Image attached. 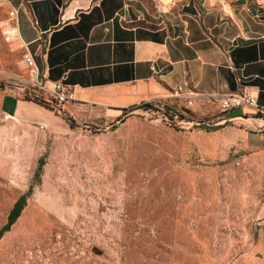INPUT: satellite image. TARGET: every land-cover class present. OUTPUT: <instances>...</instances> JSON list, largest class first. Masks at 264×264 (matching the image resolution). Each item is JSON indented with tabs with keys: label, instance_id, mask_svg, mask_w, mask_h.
<instances>
[{
	"label": "rangeland",
	"instance_id": "rangeland-1",
	"mask_svg": "<svg viewBox=\"0 0 264 264\" xmlns=\"http://www.w3.org/2000/svg\"><path fill=\"white\" fill-rule=\"evenodd\" d=\"M21 54L0 29V227L31 188L0 264H264V113L178 98L107 123L71 125L56 103L7 114L27 98L8 81L28 74Z\"/></svg>",
	"mask_w": 264,
	"mask_h": 264
},
{
	"label": "crops",
	"instance_id": "crops-1",
	"mask_svg": "<svg viewBox=\"0 0 264 264\" xmlns=\"http://www.w3.org/2000/svg\"><path fill=\"white\" fill-rule=\"evenodd\" d=\"M0 3L8 10L2 19L15 18L14 42L31 51L46 85L69 88L58 105L74 123H107L139 104L178 98L186 108L210 110L240 90L264 102V0ZM12 97L7 114L41 106ZM235 111L256 109L227 117ZM258 139L264 147V127Z\"/></svg>",
	"mask_w": 264,
	"mask_h": 264
},
{
	"label": "built area",
	"instance_id": "built-area-1",
	"mask_svg": "<svg viewBox=\"0 0 264 264\" xmlns=\"http://www.w3.org/2000/svg\"><path fill=\"white\" fill-rule=\"evenodd\" d=\"M0 29L3 37L7 41L14 40L19 37L17 24L12 15L7 19L0 20ZM21 61L27 68L28 74L26 76H9L8 81L21 86V88L27 93L25 94L27 98H39L36 95L38 93L36 90H41L47 95L44 100L49 103H56L59 107L58 104L63 103L70 97L69 88L64 82L54 81L51 87L46 85L45 81L39 74L35 58L27 47L22 51ZM219 104L224 111L254 108L256 109L257 116H259V114L264 110L263 107L259 106L256 96L246 90L222 95L219 98ZM51 106L54 108L53 105ZM58 109L60 110V107Z\"/></svg>",
	"mask_w": 264,
	"mask_h": 264
},
{
	"label": "trees",
	"instance_id": "trees-1",
	"mask_svg": "<svg viewBox=\"0 0 264 264\" xmlns=\"http://www.w3.org/2000/svg\"><path fill=\"white\" fill-rule=\"evenodd\" d=\"M27 100H32L36 102L39 105H42L44 107L52 108L49 102L42 98H26ZM258 101V100H257ZM259 106L264 108V102H261L260 100L258 101ZM155 105L150 104V103H142L139 104L132 109H129V111L134 110V109H143V110H149L154 108ZM128 110H125L123 114L127 113ZM234 111V110H233ZM66 119L69 121V123L72 125L74 124L73 120L70 118L66 117ZM44 163V159L41 157L39 158V163H38V169H37V174H39L40 169L42 168V165ZM31 188H29L26 192L22 193L16 201L13 203L11 209L8 212L7 219L5 223L0 227V238L4 235L5 232L9 231L13 223L16 221V219L19 217L21 214V211L23 210L24 206L26 205V200L27 197L30 195Z\"/></svg>",
	"mask_w": 264,
	"mask_h": 264
},
{
	"label": "water",
	"instance_id": "water-1",
	"mask_svg": "<svg viewBox=\"0 0 264 264\" xmlns=\"http://www.w3.org/2000/svg\"><path fill=\"white\" fill-rule=\"evenodd\" d=\"M128 113L130 112H127L125 113L124 115H127ZM244 118V119H250L251 117L250 116H247V115H242V114H235L233 116H229L228 118H225L224 121H227V120H233L234 118ZM119 119H123V116H121Z\"/></svg>",
	"mask_w": 264,
	"mask_h": 264
}]
</instances>
